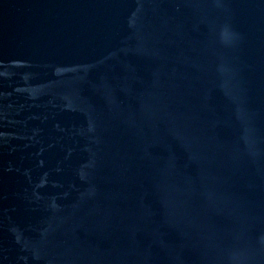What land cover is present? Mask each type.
Instances as JSON below:
<instances>
[{
  "label": "water",
  "instance_id": "water-1",
  "mask_svg": "<svg viewBox=\"0 0 264 264\" xmlns=\"http://www.w3.org/2000/svg\"><path fill=\"white\" fill-rule=\"evenodd\" d=\"M92 264H264V0H62Z\"/></svg>",
  "mask_w": 264,
  "mask_h": 264
}]
</instances>
